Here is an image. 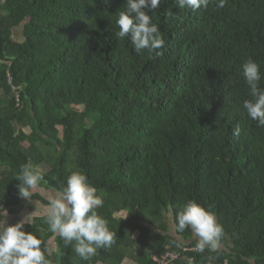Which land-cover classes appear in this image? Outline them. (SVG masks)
Instances as JSON below:
<instances>
[{
	"label": "trees",
	"instance_id": "16d2710c",
	"mask_svg": "<svg viewBox=\"0 0 264 264\" xmlns=\"http://www.w3.org/2000/svg\"><path fill=\"white\" fill-rule=\"evenodd\" d=\"M217 3L193 11L161 0L149 12L165 42L156 55L116 35L125 0L0 2V208L17 214L24 164L59 194L80 172L116 234L82 259L47 215L33 218L24 230L50 264H154L150 243L157 255L196 247L177 228L190 200L225 236L217 251L183 252L177 264H264V126L243 107L253 98L242 70L251 59L264 77V0ZM168 216L185 243L168 234Z\"/></svg>",
	"mask_w": 264,
	"mask_h": 264
},
{
	"label": "clouds",
	"instance_id": "9594fccd",
	"mask_svg": "<svg viewBox=\"0 0 264 264\" xmlns=\"http://www.w3.org/2000/svg\"><path fill=\"white\" fill-rule=\"evenodd\" d=\"M3 2V0H0ZM228 0H218L217 8H223ZM161 0H125L126 7L119 11L116 24L118 38H128L136 52L147 49L156 52L164 46L158 26L152 22L149 12L157 9ZM179 7L207 9L210 0H178ZM243 76L253 99L245 100L243 107L247 114L258 124L264 126V88L259 86L262 75L259 65L248 59L242 64ZM17 179L19 196L28 199L29 189L37 187L43 175L31 164L20 168ZM103 200L97 195V189L88 183L87 177L73 172L67 177L66 186L58 198L49 200L47 222L51 230L59 233L65 245L75 242V252L88 259L97 248L110 247L114 243L115 233L109 230L107 221L95 211L102 206ZM7 211L0 208V217H6ZM179 231L190 229L197 238V251H217L224 228L217 222L216 216L195 201H188L176 215ZM24 219L15 224H7L0 219V264H50L41 249L42 241L31 232L24 230Z\"/></svg>",
	"mask_w": 264,
	"mask_h": 264
},
{
	"label": "rangeland",
	"instance_id": "374dc122",
	"mask_svg": "<svg viewBox=\"0 0 264 264\" xmlns=\"http://www.w3.org/2000/svg\"><path fill=\"white\" fill-rule=\"evenodd\" d=\"M20 37H21V33H20V29H18L14 32L13 38L15 40H19ZM1 96L3 97V99L5 101H7V99L9 98V97L5 96L3 93ZM79 109H81V108H79ZM24 130L26 132L29 131L28 128H25ZM40 169L44 170L43 167L42 168L40 167ZM31 192L33 194L40 195L41 197L46 199L48 202L50 199L58 198L60 195L59 193H57L54 190H49V189L43 188L39 185H37V187L33 188ZM47 212H48V205L41 203L39 200L22 199L20 205L17 208V214L16 215H8L7 214L6 217H0V219L6 220L7 224H15L16 222H18L22 219H24L25 223H31L33 218L45 216V215H47ZM128 214L129 215L131 214V216H132L131 212H129V213L123 212V214H119V215H117V217H119L121 215L124 218L130 217ZM165 220H167V224H168V234L175 236L177 240L184 241L183 237H181V235H178L176 233L175 227L172 226L170 219H168V217H165ZM46 244H47V248H48L50 253H53L57 250L55 238L47 241ZM151 244L152 243L147 245L146 253L148 255H151L153 252L152 249H150ZM126 264H132V263L128 262Z\"/></svg>",
	"mask_w": 264,
	"mask_h": 264
},
{
	"label": "built area",
	"instance_id": "2783aa9c",
	"mask_svg": "<svg viewBox=\"0 0 264 264\" xmlns=\"http://www.w3.org/2000/svg\"><path fill=\"white\" fill-rule=\"evenodd\" d=\"M201 252L197 251L196 247H189V245L183 246L180 250L167 251L162 255L152 253L150 255V261L154 264H177L181 260L182 253Z\"/></svg>",
	"mask_w": 264,
	"mask_h": 264
},
{
	"label": "water",
	"instance_id": "95a60500",
	"mask_svg": "<svg viewBox=\"0 0 264 264\" xmlns=\"http://www.w3.org/2000/svg\"><path fill=\"white\" fill-rule=\"evenodd\" d=\"M184 240V239H183ZM181 242H184L185 243V241H181ZM193 241H190V242H186L185 244H187V245H189V244H191Z\"/></svg>",
	"mask_w": 264,
	"mask_h": 264
},
{
	"label": "crops",
	"instance_id": "0c3cea01",
	"mask_svg": "<svg viewBox=\"0 0 264 264\" xmlns=\"http://www.w3.org/2000/svg\"><path fill=\"white\" fill-rule=\"evenodd\" d=\"M168 219H170L169 216H168ZM166 222H167V220H166ZM170 222H171V219H170ZM195 239H197V238L195 237Z\"/></svg>",
	"mask_w": 264,
	"mask_h": 264
}]
</instances>
